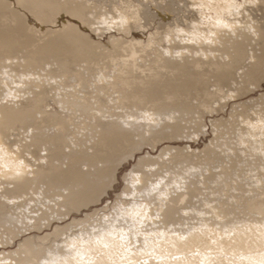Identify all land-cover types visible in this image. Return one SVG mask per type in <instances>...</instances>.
I'll list each match as a JSON object with an SVG mask.
<instances>
[{
	"label": "bare ground",
	"instance_id": "obj_1",
	"mask_svg": "<svg viewBox=\"0 0 264 264\" xmlns=\"http://www.w3.org/2000/svg\"><path fill=\"white\" fill-rule=\"evenodd\" d=\"M262 86L264 0H0V264H264Z\"/></svg>",
	"mask_w": 264,
	"mask_h": 264
},
{
	"label": "rangeland",
	"instance_id": "obj_2",
	"mask_svg": "<svg viewBox=\"0 0 264 264\" xmlns=\"http://www.w3.org/2000/svg\"><path fill=\"white\" fill-rule=\"evenodd\" d=\"M187 5V7H186V9L188 10L187 12H182V13H184V16L186 17V18H188V19H191V17H190V14L189 13H192V15L193 14H195L196 15V13H194L193 12V9H191V7L189 6V2L188 3H186ZM194 15V16H195ZM172 19H174V18H172ZM176 19V18H175ZM174 19V20H175ZM178 22H180V23H182L183 24V20H182V18L181 17H178ZM181 20V21H180ZM136 36H138V34H136ZM262 87H264V86H262ZM205 137H202V138H200V139H198L196 142H194V143H192L194 146H201V144H202V142L203 141H205L206 139H208V138H206L205 140ZM130 165H131V162L129 163V164H125V166L123 167V168H120V172L122 173L123 171H125V169L126 170H128V168L130 167ZM119 172V173H120ZM119 187H120V185H119V183H117V185L115 186V190L117 191V189H119ZM113 195H114V192H109V195L108 196H106L105 197V199H107V200H112L113 199Z\"/></svg>",
	"mask_w": 264,
	"mask_h": 264
}]
</instances>
